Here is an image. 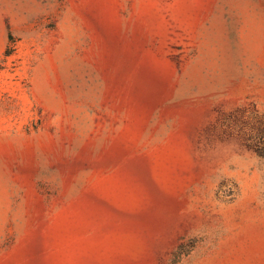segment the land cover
I'll list each match as a JSON object with an SVG mask.
<instances>
[{
  "label": "rangeland",
  "instance_id": "rangeland-1",
  "mask_svg": "<svg viewBox=\"0 0 264 264\" xmlns=\"http://www.w3.org/2000/svg\"><path fill=\"white\" fill-rule=\"evenodd\" d=\"M0 264H264V0H0Z\"/></svg>",
  "mask_w": 264,
  "mask_h": 264
},
{
  "label": "trees",
  "instance_id": "trees-1",
  "mask_svg": "<svg viewBox=\"0 0 264 264\" xmlns=\"http://www.w3.org/2000/svg\"><path fill=\"white\" fill-rule=\"evenodd\" d=\"M10 38H12V36L10 35Z\"/></svg>",
  "mask_w": 264,
  "mask_h": 264
}]
</instances>
